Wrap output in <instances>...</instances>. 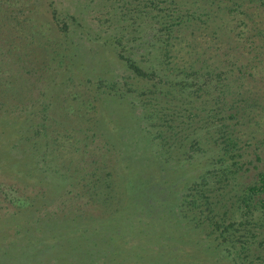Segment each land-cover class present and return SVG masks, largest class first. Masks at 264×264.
<instances>
[{
    "label": "rangeland",
    "instance_id": "1",
    "mask_svg": "<svg viewBox=\"0 0 264 264\" xmlns=\"http://www.w3.org/2000/svg\"><path fill=\"white\" fill-rule=\"evenodd\" d=\"M261 178L264 0H0V264H264Z\"/></svg>",
    "mask_w": 264,
    "mask_h": 264
},
{
    "label": "trees",
    "instance_id": "2",
    "mask_svg": "<svg viewBox=\"0 0 264 264\" xmlns=\"http://www.w3.org/2000/svg\"><path fill=\"white\" fill-rule=\"evenodd\" d=\"M176 12H173V15H175L173 18H174V20L176 21V26L177 27H182V26H184V25H186L188 22H190L191 21V16H189V17H187V16H185L186 14H182V12L180 11V9H176L175 10ZM174 30V27L171 29V31H173ZM161 38H164L162 35H161ZM163 41H164V39H162ZM129 62H130V65L133 67V69L135 70V71H137L138 73H140V74H142V75H147V72L146 71H144L141 67H139L138 65H136V63L134 62V61H132V59H129ZM262 180V183L264 184V180H263V178H261ZM255 187H252L251 188V191H253L252 193H254V190L255 189H258V188H260V186L258 185V186H256V185H254Z\"/></svg>",
    "mask_w": 264,
    "mask_h": 264
}]
</instances>
